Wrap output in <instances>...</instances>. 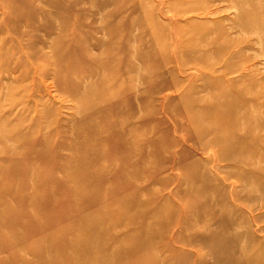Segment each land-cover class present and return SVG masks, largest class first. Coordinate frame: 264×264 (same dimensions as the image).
<instances>
[{
	"label": "rangeland",
	"instance_id": "374dc122",
	"mask_svg": "<svg viewBox=\"0 0 264 264\" xmlns=\"http://www.w3.org/2000/svg\"><path fill=\"white\" fill-rule=\"evenodd\" d=\"M0 264H264V0H0Z\"/></svg>",
	"mask_w": 264,
	"mask_h": 264
},
{
	"label": "bare ground",
	"instance_id": "6f19581e",
	"mask_svg": "<svg viewBox=\"0 0 264 264\" xmlns=\"http://www.w3.org/2000/svg\"><path fill=\"white\" fill-rule=\"evenodd\" d=\"M110 134V133H109Z\"/></svg>",
	"mask_w": 264,
	"mask_h": 264
}]
</instances>
